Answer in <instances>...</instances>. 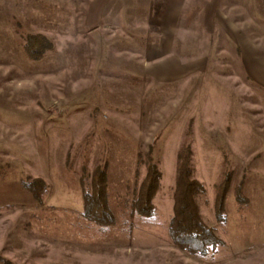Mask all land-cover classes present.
<instances>
[{
	"label": "rangeland",
	"instance_id": "374dc122",
	"mask_svg": "<svg viewBox=\"0 0 264 264\" xmlns=\"http://www.w3.org/2000/svg\"><path fill=\"white\" fill-rule=\"evenodd\" d=\"M188 146L207 256L169 230ZM99 170L104 226L84 216ZM0 264H264V0H0Z\"/></svg>",
	"mask_w": 264,
	"mask_h": 264
},
{
	"label": "trees",
	"instance_id": "16d2710c",
	"mask_svg": "<svg viewBox=\"0 0 264 264\" xmlns=\"http://www.w3.org/2000/svg\"><path fill=\"white\" fill-rule=\"evenodd\" d=\"M50 47L51 44L47 38L27 35L24 52L33 59H41ZM179 161L174 217L169 225L170 234L174 242L184 250L192 254L207 256L223 243L217 238L214 230L205 224L199 214L197 200L205 194L206 190L198 180L192 177L191 148L189 146L184 148L179 155ZM161 177L158 165L153 159H150L147 176L133 203V207L144 217L150 218L154 214L153 201L160 188ZM219 198L220 214L223 212L224 192ZM84 203V216L87 220L100 226L108 224L107 219L111 214V208L103 170L95 173L91 190L84 194Z\"/></svg>",
	"mask_w": 264,
	"mask_h": 264
}]
</instances>
